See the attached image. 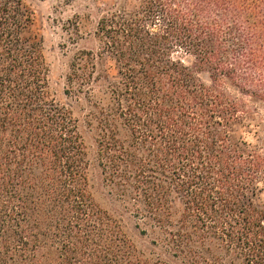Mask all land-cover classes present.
Listing matches in <instances>:
<instances>
[{
    "label": "trees",
    "instance_id": "16d2710c",
    "mask_svg": "<svg viewBox=\"0 0 264 264\" xmlns=\"http://www.w3.org/2000/svg\"><path fill=\"white\" fill-rule=\"evenodd\" d=\"M94 1L63 100L0 0V264H264V0Z\"/></svg>",
    "mask_w": 264,
    "mask_h": 264
},
{
    "label": "rangeland",
    "instance_id": "374dc122",
    "mask_svg": "<svg viewBox=\"0 0 264 264\" xmlns=\"http://www.w3.org/2000/svg\"><path fill=\"white\" fill-rule=\"evenodd\" d=\"M22 4L26 14L23 36L29 41L39 42L42 45L50 66L51 89L57 98L63 99L65 75L68 72L73 48L67 42L66 27L71 19L79 15L82 18L83 28L87 31L91 30L97 11L90 15L88 12L94 10L97 3L94 0H22ZM100 6L103 7V3H100ZM236 135L244 136L243 128H237ZM86 143L92 149L93 143L89 135L86 137ZM93 178L97 183L96 201L102 208L111 210L110 200L104 187L101 186L97 171L93 173ZM254 202L264 205V188L254 197Z\"/></svg>",
    "mask_w": 264,
    "mask_h": 264
}]
</instances>
